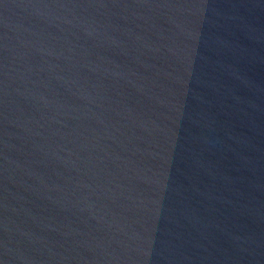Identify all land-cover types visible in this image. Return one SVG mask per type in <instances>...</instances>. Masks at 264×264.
Listing matches in <instances>:
<instances>
[{"label": "water", "instance_id": "95a60500", "mask_svg": "<svg viewBox=\"0 0 264 264\" xmlns=\"http://www.w3.org/2000/svg\"><path fill=\"white\" fill-rule=\"evenodd\" d=\"M0 264H264V0H0Z\"/></svg>", "mask_w": 264, "mask_h": 264}]
</instances>
